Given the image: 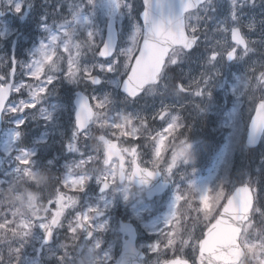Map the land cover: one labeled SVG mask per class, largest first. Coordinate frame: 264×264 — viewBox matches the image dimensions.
<instances>
[{"label": "snow or ice", "instance_id": "snow-or-ice-1", "mask_svg": "<svg viewBox=\"0 0 264 264\" xmlns=\"http://www.w3.org/2000/svg\"><path fill=\"white\" fill-rule=\"evenodd\" d=\"M96 3L97 0H86V3L82 0L79 4H70L72 19L59 23L53 19L49 24L47 10L40 13L38 27L45 35L29 51L30 59L19 62L32 83L15 84L9 79L16 72L15 54L11 72L0 76V124L5 115L14 118L9 120V128H0V137L7 140L4 149L7 169L0 172V264H49V261L77 264L78 260L81 264H104L105 261L112 264L108 252L105 251L102 257L98 252L101 241L95 239L94 233L106 230L109 223L107 219L101 222L99 218L106 215L113 201L122 199L133 208L137 207L141 194L145 191L150 194L153 190L147 186L154 178H159V188L155 190L165 186L172 190L169 211L161 223L150 228L152 235L166 238L167 243L164 249L160 248L159 242L133 247V229L122 223L120 231L128 238L124 240V255L116 264H126L129 255L131 264H138L144 252L159 256L164 250L174 248L181 201L197 214V220L202 216L201 222L205 226L199 237L190 236L181 241L192 247L195 254L192 264H264V238L255 242L249 239L251 230L256 227L253 216H264V207L256 206L261 196L258 181L249 176L240 187L226 188L223 180L213 187H199L187 171L177 180V172L182 166L191 167V173H195L192 162L196 147L182 132L185 127L191 130L192 125L181 123L179 116H171L167 126L151 136L152 158L145 161L144 166L140 163L138 147L123 148L107 138L110 132L118 140H132L138 132L148 131L145 118L139 113L123 114L118 110L119 105L127 107L144 94L154 93L167 78L171 66L179 68L192 57L200 46L199 24L213 19L209 13L218 11L219 0H167L166 4L161 0H142L143 11L138 13L135 21L132 3L108 0L109 12L104 27L94 20ZM0 5L3 6L0 8V25H3L0 38L13 32L19 38L21 33L10 28L5 17L15 13L21 21L27 20V14L34 7L33 0H0ZM256 7L257 0H229L230 10L225 20L230 19L234 25L230 29L233 45L222 51L205 48L200 54L204 67L200 78L187 86L182 82L175 86L178 93L200 99L201 103L195 105L197 115L207 110L212 89L216 87L230 91L241 106L247 97L250 105L248 145H254L258 132L264 131V0H260L259 40H247L240 26L247 9L251 15L244 27L250 33L256 31ZM61 9L62 5L58 4L52 15H58ZM201 10L204 16L196 15L195 23H192L193 12ZM122 18L127 19V25ZM117 21H120L119 29ZM125 29L130 30L131 46L120 47L118 36H122ZM222 31L227 33L229 29L223 27ZM79 35H85V39L81 41ZM250 43L253 46L250 47ZM253 56L257 60L252 61ZM220 61L236 71H221L217 67ZM241 62H250V67L241 72ZM176 78L183 80L182 75ZM61 82L73 85L65 89L67 95L60 101L71 118V132L66 138L67 143H63L62 154L67 153L73 158L57 168L55 157L46 162L44 157H37V150L48 146L47 132L36 137L31 147L18 145L24 135L20 129L26 125L29 111L33 120L39 118L44 122L46 129L49 125L55 126L56 106L49 105L48 101L56 96V86ZM109 86L111 91L97 94L98 90ZM163 87L167 91V84ZM24 89H27L26 97ZM12 92L19 93L22 98L10 99ZM255 92L260 95H249ZM168 115L167 108L158 114L161 120H166ZM134 121L140 122L139 128ZM227 123L238 130V126L233 125L232 113ZM94 127L103 133L96 137L97 153L101 147L103 150L104 168L99 173H90L86 168L91 161L99 159V155L89 154L88 148ZM169 152L170 158L166 157ZM129 153L131 171L126 168L125 160ZM261 163H264V156ZM185 181L188 188L182 191L181 184ZM21 183L28 188L35 187L39 197L33 192H27L26 199L21 194L13 195L15 186ZM93 183L99 193L94 199L89 196ZM5 184L7 189L3 187ZM65 189L74 194L68 195ZM194 202L198 203L197 207H193ZM77 206L81 210L77 211ZM69 209L74 212L71 219L68 218L71 215ZM169 227L171 231H168ZM60 232L72 241L71 250L69 244L57 243ZM82 236L85 240L93 238L95 243L87 247L80 242ZM29 247L33 252L31 256L26 254ZM153 264H189V261L176 257L164 261L156 259Z\"/></svg>", "mask_w": 264, "mask_h": 264}, {"label": "rangeland", "instance_id": "rangeland-1", "mask_svg": "<svg viewBox=\"0 0 264 264\" xmlns=\"http://www.w3.org/2000/svg\"><path fill=\"white\" fill-rule=\"evenodd\" d=\"M138 1L139 0H128L129 3H132L134 5V11H135V7H137L138 5ZM81 2L82 0H52V14L58 4L62 5V9L60 13L58 15H52V16H55V18H60L59 22H62L63 20H71L72 10L70 9L69 5L79 4ZM83 2L86 3V0H83ZM40 5L42 11L44 10L48 11L50 7L48 0H41ZM229 10H230L229 0H219L218 11L216 13H209V15L213 17V19L207 21L206 23L204 21H201V25L199 27L204 37V43H203L204 48H215L217 51H222L225 47L232 46V44L230 43L229 31L227 33L222 31L223 27H227L230 30V27L233 26L230 19L227 21L225 20V18L228 16ZM89 11H91V9H89ZM134 11H133V21H135ZM108 12H109L108 0H97L93 15L95 22L100 27H104V23L108 17ZM254 12H255V19L257 21V29L254 33H250L249 29L247 27H244V25H246L248 22V18L250 17L251 12H249L246 9L244 18H242L240 21V26L245 29V33L243 34L245 35L246 39L249 40L250 42L259 40V31H260L259 21L262 19V16L260 14L261 13L260 0H257V7L255 8ZM85 14L87 15L88 13L86 12ZM9 15L11 17L9 16L8 17L12 18L15 24L14 26H12L11 21L5 19L7 20L8 26L15 30H17L18 28V31L24 34L25 24L21 21L20 17L16 16L15 13H9ZM196 15L204 16V12L201 10L200 12H197L195 15H193L192 23H195ZM122 19L124 21V24L127 25L128 23L127 19L125 18ZM221 22H225V23L222 24ZM2 27L3 25H0V30H2ZM119 27H120V21H117V28L119 29ZM85 35H79V39L83 41L85 39ZM15 36L16 35L13 32L12 35H8L6 37L0 38V73L2 75H8L11 66L9 47ZM129 36H130V30L127 31V29H125L122 36H119V38L122 41L121 47L131 46V41L129 39ZM23 43L24 40L22 39V36H20V38L18 39V46L20 47V50L22 52H23V47H22ZM249 46L251 47L253 45L250 43ZM256 47H259V45H256ZM240 52L242 53L241 49ZM208 54L210 53H207L206 55ZM251 60L255 61L257 60V57L253 56L251 57ZM66 61H67V55L65 54V60L63 62L65 68H66ZM121 62L123 63V58H121ZM241 64L242 66L240 68V71L244 66L243 62H241ZM217 67L220 68L221 71H225V72L236 71V68H232V69L227 68L224 61H220V63L217 64ZM203 71H204L203 60H198L197 56L193 55L188 60L184 61L179 68H177L176 66H171V70L169 71L167 78L163 81L161 87L155 90L154 93L153 92L146 93L139 100L135 101V103L130 104V106L124 107L122 110H120L123 114L139 113L141 117L146 119L148 124V131H143V135H145V141L140 142V139L130 140V138H124L123 139L124 148L131 149L132 147H138L141 152L140 160L142 161H140V163L144 165L145 161H148L152 158L151 136H154L157 132H161L167 126V123L171 121V116H178L180 115V113H183L185 118L182 119L181 117L180 119H182L186 123V125H192L191 130L185 127L182 130V132L183 134L189 136L190 140L193 142L194 146L196 147V151L193 154L194 160L192 162L193 166L195 167V173H191L192 171L191 167L184 168L182 166L177 172V180H179V176L183 172L187 171V173L192 175L193 182L199 187H204V186L213 187L221 180L224 181V186L229 182L230 183L229 188H232L233 185L236 187L241 185L243 180L248 179L249 173L246 167L241 170L238 169L236 170L237 167H235L234 169L237 172V177L236 179H234L232 175L233 172L231 171V168H233V166L231 165V158H230L232 146L238 141L240 133L243 132L241 131L242 126H240V124L238 125V113L240 111L239 105L235 104V102L229 99V97L233 96L232 93L230 91L226 92L224 89L220 87H216L212 89L211 97L208 102L209 107L204 113L197 115L195 105L201 103L200 99L195 98L194 96L189 94L187 95L188 97H184L181 96V93H178L176 91L175 86L177 84L182 82L187 86L191 84L193 80L199 79ZM181 75L183 76L182 81L176 78ZM16 77H18V79ZM25 77L27 76L24 75V69H22L21 71H17L15 75V84H19L22 82L25 83L24 81ZM164 84H167L168 86L167 91L164 90L163 87ZM111 90L112 89L109 86L105 89L98 90L97 94L102 95L105 91H111ZM88 91H91V89H89ZM193 91H195V85H193ZM13 94H16V99H17V95L19 93L13 92ZM256 94L257 96L260 95L259 92L254 93V95ZM113 98L115 99V97ZM234 98L237 100L236 97ZM19 99L20 98H18V100ZM56 100H54L52 103L56 102ZM179 100H182V103L180 105L178 102ZM246 102H247V97H246ZM119 106H123V105H119ZM165 108H167L169 115L167 116L166 120L158 121L159 118L158 114L161 111L165 110ZM230 113L233 114V125L238 126V130L237 127L229 126L227 123ZM201 115L203 116L200 117ZM153 117H155V119H153ZM7 127L8 128L10 127L9 122H7V125H5V128ZM207 128L209 130H207ZM93 132L95 133L94 135H98V133L102 131L97 128H94ZM108 134L111 135L110 132ZM183 134L180 135L179 138L182 139ZM117 135L119 134L117 133ZM5 139H6L5 137H2L0 141L2 153H4V149L7 146V140ZM29 143L33 144V141H30ZM55 143L56 141L54 140V138H52V143L48 145L47 148ZM66 143L67 140L65 144ZM47 148L38 149L37 153L42 152L41 154H43L47 150ZM241 149L243 152H245L246 148L244 146V143H242ZM14 154L15 153H12V155ZM238 154L240 155V152ZM127 155H130V153ZM170 155H171L170 152L166 153V157L170 158ZM262 156L263 154L261 153V151L250 152V153L246 152V157L252 159V163L248 166L251 167L254 173L258 172V175L253 180L258 181L260 187L262 186V184H264V181L262 179L264 176V163H261ZM2 160L5 161L4 170H6L7 158L5 157V155L3 156V159L1 158L0 163ZM131 160L132 157L130 155L129 158L130 164H131ZM243 173L245 174L244 176ZM259 175L261 177V180H259ZM7 187L8 185L6 184L5 189H7ZM15 188H20L21 190L18 193L13 192V195L21 194L27 191V189H29L27 185L22 183L17 184ZM187 188H188V183L187 181H185L183 184H181V190L186 191ZM30 189L36 190L35 187ZM64 191H66L68 195L74 194L73 191H69L67 189H65ZM89 196L92 199L96 197L93 194H89ZM108 198H110V195ZM260 198L261 199H259V202L261 204V207H264V190L261 192ZM171 199H172V190L171 188H169L168 192L163 197L159 199H155L156 200V201L154 200L155 202L154 201L149 202L148 200H146L144 194L142 193L141 197L139 198V205L135 208H133L131 204L123 201L122 199L118 201H113L112 207L110 209H113L116 215L101 218L100 219L101 222L104 219L108 220L109 222L108 228L106 230H98L97 232L94 233L95 239L101 241V249L98 250L99 254L104 250L105 243L108 242L106 246L107 248L106 252H108V254L112 257V264L115 261L116 249L118 256L121 239H120L119 227L116 218H120V217L129 219L130 221L137 220L139 222L138 224L140 226L139 228L140 236L142 238V240L140 241V245L159 242L160 248L164 249V245L167 243V239L157 235H152L150 232V228L163 221L165 215L169 211ZM117 202L118 204L116 205ZM102 206L103 205L101 203V207ZM197 206L198 203L194 202L193 207H197ZM178 207L181 209V211L177 215L180 214L182 217L185 216L189 217V219H187L185 223L186 228L179 220V223L177 224V228L179 231L176 236V242L174 248L164 250L161 254H159V256L151 252H146V254L149 256H147V258L144 260V264H153V261H155L156 259L163 261L166 255H167L166 260L174 257L175 255H181L189 259L194 258L195 254L193 253L191 245H184L181 243V241L187 240L190 236L195 239L196 237H199L201 235L202 230H199V228L202 219L200 218V220H197L196 217H193L189 211L191 212L194 211L189 209L188 205L185 202L181 201ZM76 210L79 211L81 209L79 206H77ZM128 210L131 212V214H129ZM67 211L71 213V215L68 216V218L71 219L72 215H74V212L71 209ZM66 224H67V220L65 221V225ZM259 224L261 225L259 227V230L252 229L250 232L249 239L254 242L258 241L261 238H264V216L262 215H261V221L259 220ZM171 230H172L171 227H169L168 231ZM80 242L82 244H86L87 247H91L95 243V240L93 238H88L87 240H85L84 236H82ZM57 243L69 244L71 250L72 241L65 239L64 232L59 233V240L57 241ZM28 250L33 255L32 249L30 247L28 248ZM104 252L100 254L101 257L103 256ZM49 264H55V261H49ZM104 264H108V261H105Z\"/></svg>", "mask_w": 264, "mask_h": 264}, {"label": "trees", "instance_id": "trees-1", "mask_svg": "<svg viewBox=\"0 0 264 264\" xmlns=\"http://www.w3.org/2000/svg\"><path fill=\"white\" fill-rule=\"evenodd\" d=\"M139 11H140V6H137L134 17H136L138 15ZM39 18H40L39 13L37 11H35V10H32L30 12L27 20L24 21L25 29H24V34H22V39L24 40V43H23L22 47L24 48L25 52L27 51V49L30 51L34 47V45L39 41V39L43 35H45V34H43V32L38 27ZM202 43H203V40L200 41V46L198 48L200 50H203V47L201 46ZM20 52H21V50H20V47H19L18 48V53H20ZM200 54L201 53H198V52L193 53V55L197 56L198 60L202 59ZM205 55H206V53H205ZM19 66L21 67V64H19ZM248 67H250V62L247 63V64H244V66L241 69V72H243L244 69L248 68ZM233 72H235V71H233ZM28 83H32L31 80H29ZM56 87H57V94L56 95L59 96V94H60L59 90H64V92H65V89L72 88L73 85H70L67 82H61V83L57 84ZM253 94L254 93H249V95H253ZM66 95H67V93H66ZM256 96H257V94H256ZM245 100H246V98H245ZM239 106H240L239 107L240 111H239V114H238V119H239V122H240V126H242L243 125V120L246 117L249 116L248 109H249L250 105L249 104L247 105V104L244 103L243 106H241L240 104H239ZM28 115L31 116V118L27 119L26 125L24 126V130L30 129L31 127L39 126V125H40V130L45 128V127H43L44 126V122L42 120H37V121L31 122L32 119H33L32 118L33 114L31 113V111L28 112ZM42 124H43V126H42ZM64 125H65V128H67L69 130V128H70V126H69L70 125V120H69V117L67 115H66V121H65ZM62 129H61V131H62ZM207 130H209V129L207 128ZM241 131H243V132L240 133L238 141L235 144H233L232 150H231L230 158H231V165L233 166V168H231V171L233 172L232 175H233V178L236 179V177H237L236 170L237 169L241 170V169H244L246 167L247 171L249 173V176H251V178L254 179L258 175V172L254 173L252 171L251 167L248 166V165H250L252 163V159L249 158V157H246V152L250 153V152H259V151H261V153L264 156V139H263L262 143L260 144V146L258 148L254 149V150L245 149V152H243L241 147H242V136L244 135L245 129H243V127H241ZM88 144H90V145L92 144L93 146L97 147L96 138H94V137L89 138L88 139ZM94 152H96V156H97L98 155L97 151H94ZM239 152H240V155L238 154ZM56 156H57V154H56ZM72 158L73 157H71L70 159H72ZM67 160H69L67 155H64V159L62 161V164H64ZM98 160L96 159L97 162H95L93 164L91 162L87 166L88 167L98 168L99 165H100ZM60 166H61L60 162L58 161L56 167L57 168L58 167L61 168ZM235 167H237L236 170L234 169ZM233 169H234V171H233ZM0 172H3L1 170V167H0ZM0 178H2V177H0ZM262 179L264 181V176H263ZM259 180H261L260 175H259ZM253 181H255V180H253ZM5 186H6V184L3 185L4 188H5ZM225 187L229 188L230 187V183L228 182L227 184H225ZM259 187H260V184H259ZM263 190H264V184H262V186L260 187V192H262ZM256 206L257 207H261V204H260L259 201L257 202ZM189 212L191 213V215L193 217L197 216V214L195 212H191V211H189ZM186 215H187V213H186ZM178 219L185 226L186 219H184V217H182L180 214L178 215ZM201 219H202V216H201ZM253 220H254V223H255V226H256L254 229H258L259 230V227L261 226L259 224V220H261V215L260 214L259 215L255 214L253 216ZM256 221H257V224H256ZM185 228H186V226H185ZM203 229H204V223L201 222L199 230H203ZM6 251L7 250L4 249L5 254H6ZM26 254L29 255V256L32 255V253L28 249L26 250Z\"/></svg>", "mask_w": 264, "mask_h": 264}, {"label": "water", "instance_id": "water-1", "mask_svg": "<svg viewBox=\"0 0 264 264\" xmlns=\"http://www.w3.org/2000/svg\"><path fill=\"white\" fill-rule=\"evenodd\" d=\"M161 2L166 4L167 0H161ZM142 11H143V9H142ZM141 23H142V21H141ZM106 37H107V32H106ZM14 41L16 43V39ZM142 42L143 41L141 40L140 43L142 44ZM15 43L13 42L12 47H11L12 53H13V48L15 49ZM136 55H138V53ZM10 80H12V77H10ZM12 82H13V80H12ZM9 96H10V94H9ZM248 125H249V122H248ZM0 128H1V124H0ZM263 132L264 131L258 132L257 142L254 145H248V143H247V141H248V126H247V133H246V138H245L246 147L249 148V149L257 147L259 145V142L261 140ZM240 186L241 185H239L237 187H240ZM147 187L149 189H153L150 194H149V192L146 191V195H147L148 198H152L155 195H159V194H161L162 192H164L167 189V186H165L162 190H155L156 188H159V178H154ZM132 229H133V235H132L131 239L133 240V244L135 246L136 232H135L133 227H132ZM123 253H124V250H123ZM143 257H144V254L141 256V258H143ZM174 258H176V257H174ZM174 258H172V259H174ZM138 264H140V263L138 262ZM189 264H191V263L189 262Z\"/></svg>", "mask_w": 264, "mask_h": 264}, {"label": "flooded vegetation", "instance_id": "flooded-vegetation-1", "mask_svg": "<svg viewBox=\"0 0 264 264\" xmlns=\"http://www.w3.org/2000/svg\"><path fill=\"white\" fill-rule=\"evenodd\" d=\"M179 104H181L180 102H179ZM128 167H131L130 166V164H128ZM128 212H129V214H131V212L128 210ZM122 220V218L120 217V218H117V223L119 224V222ZM119 234H120V239H121V242H120V250H119V253H118V256H117V249H116V257H115V261L113 262V264H116V262L117 261H119L120 259H121V250H122V244H123V241H124V236L121 234V232L119 231ZM88 239V238H87ZM107 243L108 242H106L105 243V246H104V248H106V246H107ZM106 250H107V248H106ZM114 254H115V251H114ZM145 260V259H144ZM143 260V261H144Z\"/></svg>", "mask_w": 264, "mask_h": 264}, {"label": "clouds", "instance_id": "clouds-1", "mask_svg": "<svg viewBox=\"0 0 264 264\" xmlns=\"http://www.w3.org/2000/svg\"><path fill=\"white\" fill-rule=\"evenodd\" d=\"M193 160H194V156H193ZM27 192H33L35 195H37V197H39L40 193L37 191V190H33V189H27V191L21 193V195H24L25 196V199H26V193ZM133 247H135L133 245ZM77 264H81V261H78ZM126 264H131V257L130 255L128 257H126Z\"/></svg>", "mask_w": 264, "mask_h": 264}]
</instances>
